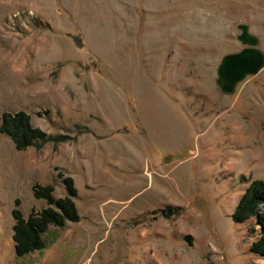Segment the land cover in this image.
I'll return each mask as SVG.
<instances>
[{"label":"rangeland","instance_id":"374dc122","mask_svg":"<svg viewBox=\"0 0 264 264\" xmlns=\"http://www.w3.org/2000/svg\"><path fill=\"white\" fill-rule=\"evenodd\" d=\"M240 23L264 53V0H0V116L50 136L0 132V264H264L231 218L264 179V66L215 83ZM62 176L79 220L17 257L12 210L47 206L35 184L64 197Z\"/></svg>","mask_w":264,"mask_h":264},{"label":"trees","instance_id":"16d2710c","mask_svg":"<svg viewBox=\"0 0 264 264\" xmlns=\"http://www.w3.org/2000/svg\"><path fill=\"white\" fill-rule=\"evenodd\" d=\"M0 132L9 137L18 151L50 139L46 132L31 123V116L23 110L1 114ZM62 183L66 195L59 198L54 197V188L51 184L33 185L34 197L44 200L47 204L45 208L31 211L27 217H24L18 208L12 210L14 219L12 240L17 257L45 248L47 245L45 234L49 226L63 227L67 221L79 220L78 209L74 202L77 190L73 179L62 176ZM231 218L235 223H248L249 236L254 237L249 251L264 260V179L250 181L240 195Z\"/></svg>","mask_w":264,"mask_h":264},{"label":"water","instance_id":"95a60500","mask_svg":"<svg viewBox=\"0 0 264 264\" xmlns=\"http://www.w3.org/2000/svg\"><path fill=\"white\" fill-rule=\"evenodd\" d=\"M237 40L242 48L224 54L216 69L215 83L223 94L230 95L246 76L256 74L264 66V53L258 47L259 38L246 23L237 24Z\"/></svg>","mask_w":264,"mask_h":264}]
</instances>
